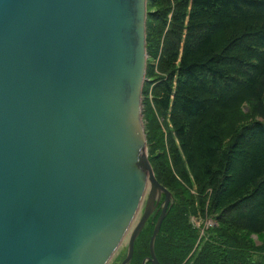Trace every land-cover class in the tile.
Returning <instances> with one entry per match:
<instances>
[{"label":"water","instance_id":"obj_1","mask_svg":"<svg viewBox=\"0 0 264 264\" xmlns=\"http://www.w3.org/2000/svg\"><path fill=\"white\" fill-rule=\"evenodd\" d=\"M147 1L0 0V264H107L130 230L128 264L159 204L143 264H163L174 195L143 120Z\"/></svg>","mask_w":264,"mask_h":264},{"label":"trees","instance_id":"obj_2","mask_svg":"<svg viewBox=\"0 0 264 264\" xmlns=\"http://www.w3.org/2000/svg\"><path fill=\"white\" fill-rule=\"evenodd\" d=\"M147 6V73L156 81L157 109L169 114L173 159L171 165L148 102L149 158L174 195L156 237L157 256L163 264H264V0H148ZM158 146L165 151L157 153ZM208 198L218 223L199 239L189 213L196 201L205 210ZM160 211L148 218L128 264H143L150 254Z\"/></svg>","mask_w":264,"mask_h":264},{"label":"rangeland","instance_id":"obj_3","mask_svg":"<svg viewBox=\"0 0 264 264\" xmlns=\"http://www.w3.org/2000/svg\"><path fill=\"white\" fill-rule=\"evenodd\" d=\"M147 3H148V1H147ZM147 9H148V6H147ZM148 59H149V54H148ZM154 62H155V65H156L155 67L157 68L158 60L156 59ZM147 66H148V63H147ZM149 81H151V79H150V76L148 75L147 69H146L145 81H144V84H143V93H142V98H143V120H144V123H145L146 132H147V127H146L147 118L145 116V112H146V108H147L148 102H151L149 104L152 105V107H153V109L155 111V114L157 116V119H158V121L160 122V124L162 126L161 129H162V131H164L165 147H166V146H168L167 135H168V132H169L168 131V126L169 125H167L165 123H167L169 121V114L167 113V116L165 118L161 114V112L157 109V105H156L155 99H154V94H155L154 93V88H155L154 86L156 84V81H152V82H149ZM144 86H147V90L146 91H144ZM147 144H148V142H147ZM164 151H165V149H162V146H158L157 147V151H156L157 153H162ZM148 153H149V146H148ZM166 153H167V156L169 158L170 164L173 165V159H172V157L170 155L168 147H166ZM183 184H184V187L187 188V190H190V192L195 193V194H199L198 191H197L196 185H191L190 186V185L184 183V181H183ZM209 192H210V190H209ZM205 193L206 192H204V194ZM146 196H145V198H146ZM207 197H208V194H207ZM208 201H209V198L206 201L205 210L202 209L201 205L199 204V201H196L195 202V210L193 212L189 213L190 221L193 223V225H195L198 228H200L199 239L201 238L202 235L206 236V231H207L208 228H210L212 226H215L218 223V220L216 218V213L215 212H211L209 210V208H208ZM142 211H143V209L140 210V208H139V210L137 212V215H136V217L134 219L135 221L133 222V225H135L137 223V221L139 220V218L141 217ZM129 234H130V231L124 237V239H123L122 243L120 244L119 248H117V250L115 251L113 256L110 258V260H109V262L107 264H113L114 262H120L126 256ZM251 237H253V239H255V241L257 243L261 242V238L258 236V233H255V232L252 233ZM198 242H200V240H198ZM198 242H197V244H198Z\"/></svg>","mask_w":264,"mask_h":264},{"label":"bare ground","instance_id":"obj_4","mask_svg":"<svg viewBox=\"0 0 264 264\" xmlns=\"http://www.w3.org/2000/svg\"><path fill=\"white\" fill-rule=\"evenodd\" d=\"M145 199H146V198H144V200H143V204H142L140 210L143 209V206H144V203H145ZM134 221H135V220H134ZM129 231H130V230H129ZM127 234H128V233H127Z\"/></svg>","mask_w":264,"mask_h":264},{"label":"flooded vegetation","instance_id":"obj_5","mask_svg":"<svg viewBox=\"0 0 264 264\" xmlns=\"http://www.w3.org/2000/svg\"><path fill=\"white\" fill-rule=\"evenodd\" d=\"M160 206V204L157 206V208ZM161 208V207H160Z\"/></svg>","mask_w":264,"mask_h":264}]
</instances>
